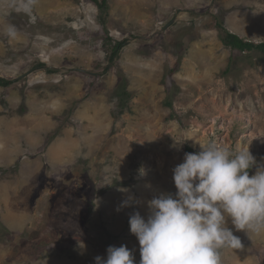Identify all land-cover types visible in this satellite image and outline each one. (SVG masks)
Masks as SVG:
<instances>
[{
	"label": "rangeland",
	"instance_id": "1",
	"mask_svg": "<svg viewBox=\"0 0 264 264\" xmlns=\"http://www.w3.org/2000/svg\"><path fill=\"white\" fill-rule=\"evenodd\" d=\"M101 2L0 0V264H95L122 244L139 264L129 216L175 193L185 153L213 140L264 164V54L222 42H264V0ZM228 227L243 248L223 264H264V234Z\"/></svg>",
	"mask_w": 264,
	"mask_h": 264
},
{
	"label": "clouds",
	"instance_id": "2",
	"mask_svg": "<svg viewBox=\"0 0 264 264\" xmlns=\"http://www.w3.org/2000/svg\"><path fill=\"white\" fill-rule=\"evenodd\" d=\"M35 3L11 0L9 6L30 12ZM7 32L16 34L11 25ZM172 171L175 193L148 199L146 217L138 211L129 216L130 232L139 243V264H223L222 250L243 248L229 221L235 230L264 234V164L249 147L232 149L208 140L198 152L185 153ZM138 172L147 174L143 167ZM136 202L129 196L121 207ZM94 261L136 264L133 251L123 244L108 246L106 258L97 255Z\"/></svg>",
	"mask_w": 264,
	"mask_h": 264
},
{
	"label": "trees",
	"instance_id": "3",
	"mask_svg": "<svg viewBox=\"0 0 264 264\" xmlns=\"http://www.w3.org/2000/svg\"><path fill=\"white\" fill-rule=\"evenodd\" d=\"M105 4V0H102V2L100 3V5H104ZM224 33V36L222 37V42L226 45V46H229L231 47L232 49H237L239 51H250V50H259L260 52H262L264 54V42H261V43H253V42H249V41H246L244 39H242L241 37H239L238 35L234 34V33H231L229 31H222ZM118 45L119 43H114L112 49H113V52H112V55L115 53V51L117 50L118 48ZM111 55V56H112ZM0 83H11V81H7V79H0ZM126 86L124 84V80L121 79V81L118 83V86L116 87V94H118L119 92L121 91H118V89L122 90L124 89ZM122 94L124 93L125 95L128 96L127 92L125 90H123L121 92ZM119 105H118V110H120L121 112L124 110V109H129V107H127V99L126 98H121L119 100ZM251 169H249L248 171H251Z\"/></svg>",
	"mask_w": 264,
	"mask_h": 264
}]
</instances>
